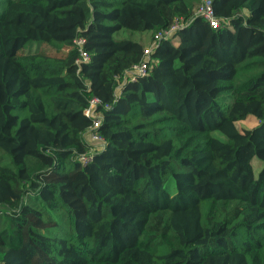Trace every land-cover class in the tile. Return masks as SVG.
I'll return each instance as SVG.
<instances>
[{"label":"trees","instance_id":"1","mask_svg":"<svg viewBox=\"0 0 264 264\" xmlns=\"http://www.w3.org/2000/svg\"><path fill=\"white\" fill-rule=\"evenodd\" d=\"M200 1L0 0V264H264V0Z\"/></svg>","mask_w":264,"mask_h":264},{"label":"built area","instance_id":"2","mask_svg":"<svg viewBox=\"0 0 264 264\" xmlns=\"http://www.w3.org/2000/svg\"><path fill=\"white\" fill-rule=\"evenodd\" d=\"M195 13L197 16L203 17L205 20L209 22L211 27L214 28H221V27H230V22L228 19H220L213 7V0H201L199 4L197 5L195 9ZM185 24V21H176L173 25H171L169 28L160 29L154 33L152 36V40L149 44H147L144 48L143 53V60L140 63H136L132 66V69L129 70V75L131 76L132 80H135L138 76H144L147 74V72L150 70L151 66L153 65V57L152 53L154 49L158 46V44L163 39H169L172 38L175 31L181 28ZM75 44L78 46L80 51V59L78 62L88 60L89 54L84 48L85 39L84 38H77L75 40ZM98 103H100V99L97 97H94L90 101L89 107L85 110V113L87 116H90L93 118L92 120V126L89 129L88 138L90 142L92 141L95 144H99L97 148L103 149V146L106 142L105 138L99 133L98 128L101 127V115L97 111ZM92 114V115H91ZM91 142V143H92ZM94 144V145H95ZM92 158L91 154H84L79 157V159L87 163Z\"/></svg>","mask_w":264,"mask_h":264},{"label":"rangeland","instance_id":"3","mask_svg":"<svg viewBox=\"0 0 264 264\" xmlns=\"http://www.w3.org/2000/svg\"><path fill=\"white\" fill-rule=\"evenodd\" d=\"M119 37H121V38L130 37V38H133V39H136V40H139V41H141V40L143 41V39H144L145 40L144 42L146 44H149L150 43V38H151V32L150 31L141 32V31L122 30L119 33ZM39 44H43V43H37L36 42V43H34L33 46H39ZM258 124H259L258 119L253 118V117H249V118H246V119H243V120H239L237 122V125H238L239 129L242 132H245L247 130H251L254 127H256ZM88 138H90V137L88 136ZM93 144H95V143H93ZM95 146L98 147L99 144H95ZM259 164L260 163L257 160L254 161V165L256 166V169H255L256 174L259 173L260 168H261V167H258Z\"/></svg>","mask_w":264,"mask_h":264},{"label":"crops","instance_id":"4","mask_svg":"<svg viewBox=\"0 0 264 264\" xmlns=\"http://www.w3.org/2000/svg\"><path fill=\"white\" fill-rule=\"evenodd\" d=\"M250 117H252V116H250ZM249 118V117H248ZM254 118V117H253ZM259 121V120H258Z\"/></svg>","mask_w":264,"mask_h":264}]
</instances>
